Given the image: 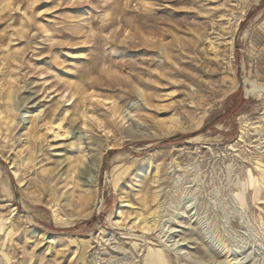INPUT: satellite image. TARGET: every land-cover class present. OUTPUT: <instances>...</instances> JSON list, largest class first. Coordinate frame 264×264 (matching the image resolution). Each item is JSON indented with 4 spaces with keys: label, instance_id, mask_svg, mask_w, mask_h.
<instances>
[{
    "label": "rangeland",
    "instance_id": "obj_1",
    "mask_svg": "<svg viewBox=\"0 0 264 264\" xmlns=\"http://www.w3.org/2000/svg\"><path fill=\"white\" fill-rule=\"evenodd\" d=\"M248 80L264 0H0V264H264Z\"/></svg>",
    "mask_w": 264,
    "mask_h": 264
},
{
    "label": "bare ground",
    "instance_id": "obj_2",
    "mask_svg": "<svg viewBox=\"0 0 264 264\" xmlns=\"http://www.w3.org/2000/svg\"><path fill=\"white\" fill-rule=\"evenodd\" d=\"M248 81L251 84L252 92H253L254 95L260 96V95H263L264 94V85L262 83L256 82L254 80H248ZM44 128L47 129V130H49L50 131V134L53 135V136H55V137L57 135H66L68 133V130L66 129V127L63 125L62 122H60V123H57V122H50L49 123V122H47L45 124V127ZM158 207H157V209H158ZM142 223H143V229L147 230L148 232L152 231L158 225V221L157 220H154L153 221V224H150L149 221H146V220H144ZM228 254H229L228 251L224 253V255L227 258L229 257ZM155 257L159 261H162V262L163 261H166V262L168 261V259H166L165 255L162 252H158L157 254H155ZM227 260H229V259H227ZM234 262H236V261H234ZM229 263H233V261L232 262H229ZM236 263H233V264H236Z\"/></svg>",
    "mask_w": 264,
    "mask_h": 264
}]
</instances>
